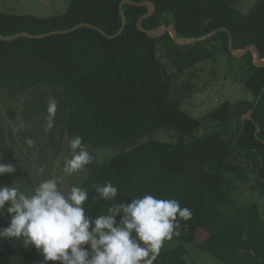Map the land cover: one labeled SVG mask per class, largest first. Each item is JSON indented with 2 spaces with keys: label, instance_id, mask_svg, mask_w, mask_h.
Returning a JSON list of instances; mask_svg holds the SVG:
<instances>
[{
  "label": "trees",
  "instance_id": "trees-1",
  "mask_svg": "<svg viewBox=\"0 0 264 264\" xmlns=\"http://www.w3.org/2000/svg\"><path fill=\"white\" fill-rule=\"evenodd\" d=\"M121 1L67 0V11L49 18L0 12V35L47 34L86 23L112 37L120 28ZM130 1L154 4V15L142 22L145 30L168 26L160 21L168 14L181 39L224 28L231 35L233 50L254 45L264 58V0H257L246 14L234 7L242 0ZM122 10L126 26L116 38L80 28L41 40L0 41V90L14 98L28 88H49L52 99L65 106L62 115L55 112L51 134L62 126L68 143L79 135L84 147L124 148L97 164L79 185L88 192L84 208L93 218L106 214L113 204L145 194L175 199L191 210L190 219L178 218L179 235L165 240L168 244L153 264H188L185 246L195 244L198 231L205 235L195 248L222 264H264V220L257 206L238 207L231 215L220 211L231 203L225 190L231 187L227 177L245 182L251 176L264 200V93L254 108L264 85V68L255 67L247 53L239 60L246 71L243 86L252 100L223 101L201 120L191 118L180 110L190 86L181 92L172 85L178 74L167 75L157 48L165 50L169 66L181 71L179 65L192 66L216 54L232 59L227 33L205 41L215 44L211 50L198 47L205 42L178 47L169 34L149 39L137 31L146 7L124 5ZM47 109L48 104L37 108L46 113L44 121L49 117ZM249 111L251 119L241 122ZM233 117L238 118L236 129L228 135ZM202 122H211L217 130L191 137ZM158 130L170 131L175 143L151 139ZM144 137L148 139L139 142ZM107 182L118 188L113 200L100 198L95 190Z\"/></svg>",
  "mask_w": 264,
  "mask_h": 264
},
{
  "label": "rangeland",
  "instance_id": "rangeland-1",
  "mask_svg": "<svg viewBox=\"0 0 264 264\" xmlns=\"http://www.w3.org/2000/svg\"><path fill=\"white\" fill-rule=\"evenodd\" d=\"M256 1L242 0L234 7L246 14ZM67 6V0H0V12L38 18L62 15L67 11ZM160 21L168 24L172 22L168 14L162 15ZM198 47L204 51L211 50L215 44L205 42L199 44ZM157 56L166 68L168 76L174 73L178 74L177 81L172 85L176 88L179 87V90L190 86V93L182 102L180 110L191 118L201 120L205 114L214 110L223 101L236 104L240 101L252 100L243 86L246 71L245 65L239 59H229L216 54L214 58L202 60L192 66L179 65L182 68L179 71L177 68L169 66L165 50L161 46L157 48ZM50 100H52V91L45 87L25 89L18 92L14 98L0 90V159L6 163H13L17 169L12 175L0 176V185L13 183V186L31 194L42 181L59 178L61 180L60 188L67 194L71 187H79L97 164L108 161L124 150L123 147L95 149L85 146V149L94 158L93 164L87 166L86 169L67 175L63 171L64 163L66 159L71 158L73 153L63 127L57 126L51 134V131L46 127V121H44L46 113L43 110H37L39 106L47 105ZM64 110L65 106L60 100L57 103L56 113L62 115ZM237 120V117H233L229 123L228 135L234 133ZM216 130L211 122H202L191 137H201ZM150 138L163 143H175L173 134L167 130H158ZM27 139L34 140L35 144L29 147L26 144ZM147 139L148 137H144L139 142H144ZM227 182L231 184V187L225 189L231 203L221 208L220 211L225 215H231L238 207L255 204L264 220V200L258 196L251 176L245 182L239 181L235 177H227ZM7 219L6 216L0 217V228L7 226ZM204 235L203 231H198L195 244L185 246L187 248L186 262L188 264H222L195 248L196 243L202 240ZM167 244L168 242L164 241L163 247H166ZM0 264H44V261L42 255L35 248H25L18 240L2 238L0 239Z\"/></svg>",
  "mask_w": 264,
  "mask_h": 264
},
{
  "label": "clouds",
  "instance_id": "clouds-1",
  "mask_svg": "<svg viewBox=\"0 0 264 264\" xmlns=\"http://www.w3.org/2000/svg\"><path fill=\"white\" fill-rule=\"evenodd\" d=\"M57 101L48 103L47 129L54 127ZM26 144H35L27 139ZM73 153L66 159L67 175L86 169L94 162L82 143V137L69 141ZM16 166L0 159V176L12 175ZM43 171V169H41ZM59 178L42 181L31 194L19 187L0 185V217L7 226L0 228V239L20 241L35 248L44 264H153L165 240L179 235L178 218L188 220L191 210L175 199H160L151 194L130 202L113 204L106 214L94 218L84 208L88 192L73 186L65 194ZM100 198L113 200L118 188L111 182L95 186Z\"/></svg>",
  "mask_w": 264,
  "mask_h": 264
},
{
  "label": "water",
  "instance_id": "water-1",
  "mask_svg": "<svg viewBox=\"0 0 264 264\" xmlns=\"http://www.w3.org/2000/svg\"><path fill=\"white\" fill-rule=\"evenodd\" d=\"M124 5H130V6H137V7H146L147 8V13L145 15H143L142 17H140V19L137 21L136 23V29L139 33L145 35L147 38L149 39H158L162 36H164L165 34H169L171 39L173 40L174 44L178 47H184V46H190V45H194L197 43H201V42H205L209 39H211L212 37H214L216 34H218L219 32H226L227 33V38H228V42H227V49L228 52L231 56V58L233 59H240L242 57H244L247 53H250V55L252 56V63L255 67L258 68H264V58L261 59L259 52L257 50V48L254 45H249L246 48H244L241 51H235L232 49V39H231V35L230 33L224 29H218V30H214L204 36L198 37V38H189V39H181L177 36L176 30L174 28V26L172 24H169L168 26H161L157 29L154 30H145L142 28V22L150 17H152L155 13V6L153 3L151 2H140V3H135L133 1L130 0H122L119 3L118 6V14L121 20V24H120V28L117 31V33L110 37L107 36L100 28L86 24V23H81V24H77L74 27H72L69 30H64V31H55V32H50L47 34H39V35H32L30 33H19V34H15L12 36H1L0 35V41L1 42H12L15 41L18 38H24V39H29V40H41V39H45L48 38L50 36L53 35H60V34H68L71 32H74L80 28H86V29H90L93 31L98 32L101 36H103L106 39H112V38H116L118 36H120L126 26V18L124 15V12L122 10V7ZM264 93V85L261 89V92L259 94V96L257 97V100L254 104V108L256 107V105L258 104V102L260 101L262 94ZM252 111H249L242 119L241 122L245 121V120H250V115H251ZM256 132H258V130H256Z\"/></svg>",
  "mask_w": 264,
  "mask_h": 264
}]
</instances>
